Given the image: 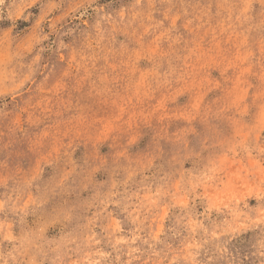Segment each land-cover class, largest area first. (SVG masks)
Listing matches in <instances>:
<instances>
[{
  "label": "rangeland",
  "instance_id": "rangeland-1",
  "mask_svg": "<svg viewBox=\"0 0 264 264\" xmlns=\"http://www.w3.org/2000/svg\"><path fill=\"white\" fill-rule=\"evenodd\" d=\"M0 264H264V0H0Z\"/></svg>",
  "mask_w": 264,
  "mask_h": 264
}]
</instances>
